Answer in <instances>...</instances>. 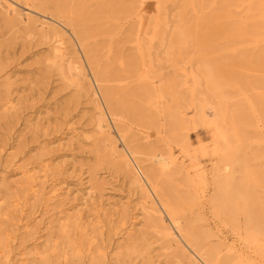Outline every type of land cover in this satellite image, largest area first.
<instances>
[{
  "label": "rangeland",
  "instance_id": "1",
  "mask_svg": "<svg viewBox=\"0 0 264 264\" xmlns=\"http://www.w3.org/2000/svg\"><path fill=\"white\" fill-rule=\"evenodd\" d=\"M45 1L0 0V264H212L192 247L198 241L204 256H217L213 264H264V234L246 225L253 211L264 224V0H139L132 18L95 16L88 24L93 41L107 45L100 61L114 62L120 74L137 71L135 46L151 19L154 55L164 40L186 47L166 74L178 78L171 94L163 96L152 74L127 97L128 110L144 107L157 118L145 120L113 116L95 97L71 28ZM95 2L85 8L98 15ZM73 44L85 71L76 70ZM209 85L217 91L212 103L230 113L234 136L227 143L217 141L211 104L204 120L198 116L197 95ZM97 101L107 138L98 129ZM165 104L187 144L169 136ZM125 144L150 149L179 171L171 184L181 198L173 209L180 233L154 191L121 166ZM248 170L258 176L249 189ZM155 215L169 232L152 224Z\"/></svg>",
  "mask_w": 264,
  "mask_h": 264
},
{
  "label": "bare ground",
  "instance_id": "2",
  "mask_svg": "<svg viewBox=\"0 0 264 264\" xmlns=\"http://www.w3.org/2000/svg\"><path fill=\"white\" fill-rule=\"evenodd\" d=\"M138 1L139 0H96V2L94 4L98 7V15L95 12H91L85 8L86 4H87V0H46L44 3L45 5H43V7H45V9H48V8L53 9L55 14L57 15V17L58 16L61 17L59 20L66 27L71 28L72 36L75 38V40L77 42V44H76V42H75V44H76V46L78 45V47L82 51L84 58L86 60V63H87V65L90 69V72L92 74V78H93L92 81L97 86L98 92H95L94 95L96 98H97V94L100 95V98L103 100V103L106 106L108 112H110L113 116L119 115V114L121 115L122 113H125V112H130V114H133L135 118H139L140 120H145L146 117H144V115H146L147 118H149L151 116L152 119L156 115H154L153 112H150L149 110L147 111L144 107H139L138 109L133 108L132 110H128V108H127V104H128L127 103L128 102L127 97L128 96H130V97L136 96L140 91L139 90L140 86L151 81L150 76L152 74H157L158 77L160 78V88H161L163 96L166 97V96H168V93L171 94V91H170L171 87L172 86L174 87V84L176 82L175 80L177 77L176 78H170V77L168 78L166 74H168V70L170 69L169 67H171V65L175 61H177V60L183 61V58L185 57V52H186L185 51L186 47L183 44V41L180 40L179 42H177L173 46L171 42L168 43L167 40H164L163 41V42H165L164 45L159 46V49L155 50L156 55H154L153 49H155V46H156V42H155L156 31L154 32V30H155L154 23H153V19H151V22L149 21L150 23L148 26V32L146 34L144 41L142 42V41L138 40V43L135 46V48L137 49V52H139V55L141 57V60L138 63V66L136 67L137 69L135 68L137 71H134V73H131V72H129L128 74L125 73V75H123V74H120L119 71H118L119 73L116 72L115 68L113 69L114 62L113 63H107L104 66L102 65L100 59L102 60V57L104 56L103 51L107 48V45H101V44L93 41L95 30L94 29L92 30V28L88 26V24L90 22H93L95 20V16L100 17L103 14H106L107 16L109 15L111 17H115V15L118 13V14H120V16L122 15L123 18H125V19L132 18L133 17L132 15H134V12H135L134 11L135 7H137V5H139ZM127 33H129V32H127ZM137 36H139V34H137ZM127 37L128 36L125 37V40L127 39ZM75 44H73V48H74V53L76 55V62L79 64V67L76 68V70L79 69L82 72V71H85V68L83 66V62L81 61V58L77 55V52H75L76 51L75 47H74ZM118 45H119V43H118ZM101 53L103 56L100 58ZM136 59L138 60V58H136ZM159 65L162 67H159ZM197 69L198 68L196 67V70ZM203 71L198 70L197 72H199L201 75H203V78H206V79L210 78L209 74L206 73V71L205 72H203ZM176 73H177V76H179L180 73L178 71H176ZM203 73L208 75L209 77L204 75ZM212 73H215V72L212 71ZM212 73H210V74L213 75ZM90 85H93V83ZM129 85H131L132 88L130 90L126 91V89L129 88L128 87ZM133 85H136L139 88H134ZM211 88L212 87H210V85H209V87L206 88V89H208V91H206V89H205L204 92L200 91L197 95V99H198L197 104H198V109H199L198 116L200 119L204 120L205 117H203L204 115L202 114V112H203L202 110L205 108L207 103L211 104L213 106V109L217 113V118L215 120V127H216V131H217V141L222 142V143H227L229 141V139L232 136H234L233 135L234 134V128H233L234 126H233V123L229 119L230 113L227 111V108L224 107L223 104H221V103L217 104V105L212 103L211 96L213 95V93L215 94L216 90L215 89L213 90V88L211 90ZM215 95L213 97L216 98L217 96H215ZM222 99H223V97L221 98V100ZM215 100H217V99H215ZM97 104L99 107L98 110L100 111V114H101V118L97 124L98 129H99V132L102 134V136L107 138L108 135L105 132L107 126L105 125L103 110L100 107L101 104L99 105L98 101H97ZM239 104H241V103H239ZM165 106H166V104H165ZM236 106H237V104H236ZM163 109H164V114L166 116V121H167V126H168L167 131H168L169 136H171L173 139H177V140L180 138L179 141H183L182 144L183 143L187 144L189 138H188L187 134L184 132L183 128L179 129V126H177V122H179V120L177 119V117H175V114L172 112L171 108L166 106ZM236 109H237V107H236ZM238 109L239 110H237V111H240V107H238ZM245 112H243V113L245 114ZM237 113L239 114V112H237ZM236 117H237V115H236ZM238 119H240V118H238ZM236 131H237V129H236ZM232 140H235V138ZM178 144H180V143H178ZM125 145H126L125 147L127 148L128 153L120 156L121 166L130 174H134L135 176L139 177L140 180L142 182L144 181L146 186H148L150 188V190L152 189L154 191L156 197L161 202L163 210H165L168 213V215L170 216V220H171L170 223H171L172 227H174L175 230H177V232L180 233L181 224H180L178 218L173 215V209H174V207L179 205V200L181 198L178 197L179 195H177L176 191L174 190V188L171 184V181H173V179H175V177L177 176L179 171L177 172L176 170L174 171L173 169H171V164H173V163H167L164 160L165 158H163V156H161V155L152 156L150 154V152H151L150 149H147L144 147L136 148V146L134 147V146H131L130 144L129 145L125 144ZM153 150H155V149H153ZM234 154H236L235 151H233L231 153V155H234ZM144 155L146 157H150V156H152V157L150 159L141 160V157ZM143 159H144V157H143ZM146 162L148 164H145ZM239 168H241V167H239ZM244 170H246V169H244ZM244 174H243V177H244L243 178V182H244L243 184L245 185L244 187L249 189V187H251L253 183H257V181H256L257 179L253 180L254 182L252 181V179L255 177H258V176H257V174H255L256 175L255 176L249 170L245 171ZM249 179H251L250 183H249V181H250ZM144 183L142 185H145ZM243 184H241V185L243 186ZM236 189H237V187H236ZM223 191H225V190H223ZM237 191H239V189ZM248 191H246V192L248 193ZM231 192H230V194H232ZM234 195H235V193H234ZM242 195H246V194L243 193ZM237 197H238V194H237ZM253 197H255V196H253ZM239 198H237V199H239ZM218 199H220V198H218ZM220 200H222V199H220ZM223 201L225 202V200H223ZM223 201L221 203H224ZM255 201H257V200H255ZM263 201L264 200H262V202H259V204L262 205V203H264ZM235 202L236 201H234V203ZM221 203L219 201V205ZM243 203H245V200ZM251 204H255V203H253V201H252ZM251 204L249 205L250 207H251ZM261 205H260V207H262ZM251 208H253V207H251ZM253 209H255V208H253ZM261 210H262V208H261ZM251 213L252 214L254 213V218H255L256 212L253 211ZM251 213L249 212V214L247 216L248 219H247L246 225L249 226L248 229H250V228H252V226H254L253 229L255 230L254 231L255 235L257 233H260V232H262L264 234V228L261 230L258 229V228L262 227L263 221L261 220L262 221L261 225H260L261 221H258V223H256L255 221L260 220L261 218H259V219L256 218L257 220L256 219L254 220ZM261 214H263V212ZM235 215H233V217H235ZM259 216H260V214H259ZM152 220H151L152 224H154L156 227L161 229L163 231V233L170 231V227L167 224H165L164 220L160 216L155 215L152 217ZM236 220H238V219H235V222H236ZM263 220H264V218H263ZM263 227H264V224H263ZM195 240H196V238H195ZM192 247L196 249V251L200 257L202 256L203 258H205L206 262H209L212 264L215 262L217 256L214 257V255H212V253H208V251L206 252V256H204V254H203L204 249L201 247L199 241L192 244ZM215 253H216V251H215Z\"/></svg>",
  "mask_w": 264,
  "mask_h": 264
}]
</instances>
